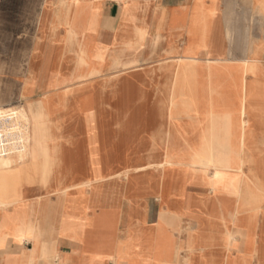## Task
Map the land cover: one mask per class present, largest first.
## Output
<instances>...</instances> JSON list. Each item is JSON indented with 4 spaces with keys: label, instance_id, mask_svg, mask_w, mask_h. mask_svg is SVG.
<instances>
[{
    "label": "crops",
    "instance_id": "1",
    "mask_svg": "<svg viewBox=\"0 0 264 264\" xmlns=\"http://www.w3.org/2000/svg\"><path fill=\"white\" fill-rule=\"evenodd\" d=\"M0 18V106L15 107L19 99L23 101L24 84H37L42 60L54 46L60 54L54 73L50 71L48 77L67 80L72 88L87 79H106L105 88L103 82L99 88L110 94V109L116 107L112 89L124 79H130L141 92L146 91L148 105H159L171 93L178 69L190 72L196 85L197 111L175 114L180 128L169 126L168 114L163 122L143 128L148 144L141 147L139 154L144 155V160L136 165L162 170L167 141L177 138L184 149L194 139L195 131L228 132L230 137H238L225 145L229 149L226 160L232 165L229 170L236 174L237 167L243 164L239 177L252 189L253 199L245 203L227 191H216L208 183L215 169L196 168L199 172L195 177L190 175L186 191L202 198L203 208L194 210L203 212L206 219L186 218L179 231L180 222L159 214L158 198L151 195L147 199V226L161 254L174 256L180 247V264H193L212 252L218 264L256 260L264 218V134H258L264 133V109L253 108L251 114L247 113L245 96L249 84L264 87V0H0ZM70 45L74 51L79 47H91L92 51L100 48L101 54L93 62L102 63L105 72L81 78L72 75L76 53L66 52ZM64 88L65 85L59 87ZM76 92L74 89L70 95ZM143 99L142 95L137 98L139 105ZM258 117L262 122L257 121ZM243 119L250 120L245 127ZM193 122L197 127L192 126ZM160 123L162 132L158 131ZM63 125L59 131L65 139L59 141V147L66 148L73 142L66 139L69 130L67 124ZM246 130L256 134L241 143ZM152 133L159 137L158 141L151 137ZM135 172L110 176L87 186L85 190L91 196L107 199L82 212L76 211L69 199L54 196L51 201L57 202L59 218L63 216L64 220L51 222L41 221L35 210V205L49 206L46 173L42 171L39 182L34 183L30 172L22 189L25 201L11 206L2 218L0 264H139L146 258L144 253L117 250L118 237L110 217L112 212L121 214L116 231L123 230L128 227L129 203L139 211L143 209L144 200L127 190L123 181ZM13 184L5 194L17 192L15 181ZM26 188L41 192L32 190L26 196ZM137 214L140 215H130L133 222ZM102 215L105 220L96 224L94 221ZM217 229L221 232L213 237ZM212 238H217L216 242ZM241 240H245L243 248Z\"/></svg>",
    "mask_w": 264,
    "mask_h": 264
},
{
    "label": "bare ground",
    "instance_id": "2",
    "mask_svg": "<svg viewBox=\"0 0 264 264\" xmlns=\"http://www.w3.org/2000/svg\"><path fill=\"white\" fill-rule=\"evenodd\" d=\"M54 48H49L45 56V53L43 54L44 60H42L40 79H37V84H24L22 104L19 107L2 106L6 109L9 108L8 112L13 114L10 113L11 115L0 118V225L3 222V215L9 213L11 206H14L16 202L18 204L25 201L22 189L24 190L27 177L29 178L31 175L30 172L41 174L42 164L40 160L33 159L34 151H36L38 159H46L45 165L42 166L46 173L45 186L50 188V193L46 196L48 201L50 200L47 203L49 206L41 208L35 205V210L39 213L41 221L42 219L50 220V222L58 219L64 220L63 216L59 218L57 202L51 201L54 196L58 199L64 197L66 201L69 199L72 207L76 206V211L82 212L86 207H95L105 203L107 199L101 198L100 195L91 196L92 194L90 195L85 190L87 186L110 176L120 177L137 170L123 181L127 190H133L136 196L144 200L143 209L139 211L138 207L129 203L131 211L126 218L128 227L117 231L121 214L110 213L115 226L114 233L118 237L117 250L139 252L142 255L144 253L146 258L140 260L139 264H180V247L176 249L174 256L161 254L157 249L158 244L155 243L154 233L146 223L149 211L147 197L151 194L158 195L161 201V213L159 214L177 219L180 222L177 229L181 231V222L186 218L189 220L206 219L203 212L194 210L195 207L202 209L204 203L197 194L186 191L188 178L190 175L196 176V173L199 172L196 168L214 167L215 177L211 180L212 185L215 186L218 183L220 190L236 195L241 200H246L245 203H250L253 199V191L239 177L240 172L244 169L243 164L237 167L239 172L236 171L237 173L234 174L232 170H229L232 165L230 166L226 160L229 149L225 145L232 140L237 141L238 137L235 135L230 137L228 132L219 134L212 130L195 131L194 139L184 149L180 148L177 138L166 142L165 164H161L162 170L148 169L146 165L137 166L144 160V155L139 154V151L141 147L148 144L142 135L143 128L156 125L159 120L163 122L167 114L170 120L169 126L172 127V124H175L180 128L181 125L175 122V114H191L197 111L194 97L196 85L193 83L190 72L186 69H178L171 93L159 105L153 102L148 105L149 96L146 91L141 92V88L137 87L130 79H124L116 83L112 89L116 107L110 109L107 107L110 94H107L103 89L106 79L94 78L71 88L67 85V80L55 81L52 77H48V73L57 64V57L60 54V51L54 50ZM81 48L74 51L71 46L66 50V52L74 51L76 53V66L71 74L77 75V78L79 75L97 72V69L92 67L91 61L93 58H99L98 55L101 54L100 48L84 53ZM82 55L84 56L82 57ZM80 59L84 61V68L81 67ZM117 62L118 60L115 59L114 63ZM101 82H103L102 90L99 88ZM63 85L66 88L60 93L59 87ZM36 87L40 90L36 91ZM54 88H57L56 92L58 93H55V90L52 91ZM74 89L77 90L76 94L70 95ZM140 94L144 99L139 105L137 98H141ZM33 95H37L39 100L36 101ZM245 98L247 113L251 114L253 108L258 111L264 109L263 86L247 85ZM252 101L254 102L252 103ZM147 107L149 113H146ZM66 121H68L66 127L69 130L66 139L72 141L73 145L62 148L59 147V141L65 137L59 130L64 126L63 124H66ZM249 121L243 119L241 121L243 127L250 123ZM257 121L262 122V119L258 117ZM114 123L117 126L114 127L112 125ZM192 126L197 127L194 122ZM210 128L212 129V126ZM161 130L160 123L158 131L162 132ZM253 134L256 132L244 131L241 143L248 142ZM151 137L158 141L159 137L156 134L152 133ZM14 181L18 187L17 192L5 194L10 187H13ZM53 191H56L55 194L51 193ZM137 212L140 215L137 214L138 218L133 222L130 215ZM102 220H105V215L95 221L90 218L89 221L100 224ZM260 231L254 264H264V218ZM220 232L221 230L217 229L213 237H216V234ZM133 237L151 238L152 242L135 241ZM216 240L217 238H212V242H216ZM52 250L55 251L54 248ZM212 253L193 264H218L217 256ZM167 257H173L175 261L171 262Z\"/></svg>",
    "mask_w": 264,
    "mask_h": 264
},
{
    "label": "rangeland",
    "instance_id": "3",
    "mask_svg": "<svg viewBox=\"0 0 264 264\" xmlns=\"http://www.w3.org/2000/svg\"><path fill=\"white\" fill-rule=\"evenodd\" d=\"M82 49V52L84 53V52H91L92 51V49H91V47H82L81 48ZM84 55H82V57H83ZM83 59H80V64L82 63V65H81V67H85V65H83ZM92 62V67H94L95 69H97V72H95V73H92V74H90V73H87V74H85V75H79L78 77H89V76H92V75H97V74H99V73H102V72H105L104 70H103V67H102V63H100V62H98V63H94L93 62V60L91 61ZM54 68H52L51 69V74H53L54 73ZM88 80H92V79H87V80H85V81H88ZM72 88V87H71ZM55 90V93H58V92H56V88H54L52 91H54ZM64 91V89H61L59 92H63ZM19 92H20V87H19ZM54 93V92H53ZM33 96H35V100L37 101V100H39V98H38V96L37 95H33ZM21 99H19L18 101H17V104H16V106L15 107H19L20 105H21ZM3 108V109H2ZM8 109L9 108H4V107H2V106H0V114H2V115H0V118H3V117H7V116H9V115H11V114H13L12 112H8ZM2 110V111H1ZM4 113V114H3ZM7 113V114H6ZM11 113V114H10ZM2 116V117H1ZM66 124H68V121H66ZM33 159H37V160H40V163L43 165H45V162L44 161H46V159H44V158H37V154H36V151H34V157H33ZM32 159V160H33ZM41 165V168H40V172H41V174H42V171H44V169H43V166ZM209 168H214V167H209ZM215 169V168H214ZM35 173V172H34ZM33 173V176H34V183H38L39 182V178H41V174H34ZM215 177V173H214V175H213V178ZM212 178V179H213ZM210 185H212V182L210 181V182H208ZM213 186V185H212ZM213 188L217 191H219L220 190V185L217 183L215 186H213ZM32 190H34V191H38L39 193L41 192V190L39 191V190H36V189H31V188H26L25 189V194H26V196L28 195V193L29 192H31ZM113 191L116 193V188L114 187V189H113ZM55 192L56 191H53V192H51V193H54L55 194ZM151 195H155V196H157V198H158V201H159V205H160V199H159V196L158 195H156V194H151ZM151 195H149V196H151ZM148 196V197H149ZM148 197H147V199H148ZM17 203V202H16ZM147 221H148V218L146 217V223H147ZM153 222H155V218H154V220L152 221V223ZM133 240H135V241H143V240H145L147 243H149V242H152L151 241V238H142V239H139L138 237H133ZM151 244V243H150ZM240 246L243 248V247H245V240H241V242H240ZM167 259L168 260H170L171 262L172 261H175V258L173 259V257H171V258H169V257H167ZM242 264H254V263H249V262H246V263H244V262H242Z\"/></svg>",
    "mask_w": 264,
    "mask_h": 264
}]
</instances>
